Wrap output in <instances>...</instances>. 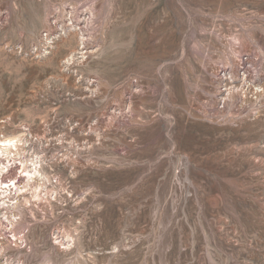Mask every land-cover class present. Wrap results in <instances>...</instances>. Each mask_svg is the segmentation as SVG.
Wrapping results in <instances>:
<instances>
[{
  "label": "rangeland",
  "instance_id": "1",
  "mask_svg": "<svg viewBox=\"0 0 264 264\" xmlns=\"http://www.w3.org/2000/svg\"><path fill=\"white\" fill-rule=\"evenodd\" d=\"M259 83L264 0H0V133L33 134L59 193L0 264H264Z\"/></svg>",
  "mask_w": 264,
  "mask_h": 264
},
{
  "label": "bare ground",
  "instance_id": "2",
  "mask_svg": "<svg viewBox=\"0 0 264 264\" xmlns=\"http://www.w3.org/2000/svg\"><path fill=\"white\" fill-rule=\"evenodd\" d=\"M71 19L73 18L71 17ZM47 21H50V20L47 19ZM81 21H84V20H81ZM89 21L90 20H88V22ZM78 25L79 24L77 22V24H75L72 28H70L71 25L63 26V31L65 32V34L72 33L73 31H76V28ZM85 28L80 27L77 29H79L78 36L80 35V40L82 41L81 44L84 45L83 49L88 50L90 49L88 48L89 38L87 36V33H86L87 30L85 31ZM67 29H68V32L66 31ZM62 36L59 37V40L62 38ZM51 44L57 45L56 42H53ZM51 48L54 50L56 46L55 47L52 46ZM77 55L78 53H75L72 56V59H68L67 62L75 64V57ZM85 55L91 56L90 53L87 51L85 53H82L81 58H84ZM231 61L233 62V60ZM235 71L236 70H234L233 72ZM230 74L232 75V73ZM237 75L240 76V78H242L239 71ZM225 76H226L225 80H228L227 75ZM235 76L236 75H232V78L233 79L236 78ZM88 85L89 87L87 88V90H90L92 94L96 93V90L92 89L94 82L89 81ZM255 87L259 88L257 92L260 93V95H263L264 83L255 84ZM238 89L239 88L237 86L228 88V90L225 93L221 94L222 95L221 100L227 103V101L232 100V99L234 100V98L239 97L240 92L237 91ZM18 130L20 131L17 132ZM18 130L15 131L13 134L11 133L10 135H7L5 132L0 133V166L5 164V162H7L8 164L12 166H16L18 169H22V172H20L19 174L20 178L17 176L12 178L11 183L6 184L4 187L5 188L4 190L3 189L0 190L1 196L4 197V199L2 200L1 208H2V213H4L3 214L4 219L6 220L9 227H11L16 240L17 241L25 240V242L28 244L27 249L28 248L32 249V244L27 242L26 236H23V235L21 236V234L24 233L23 229H21V227L24 226L23 209L25 208V210L29 211L30 208L28 207V205H30L29 203H31V205H34L32 204L33 199H37V201L35 202L36 205L37 203L42 204V202H47V200H49L51 196H53L54 193H56V195H59V193L58 191L55 190V184L53 180L50 179L46 173L47 171L45 170L46 159H47L46 155L41 156L39 153L35 151V143H34L33 134L30 131H28V133L26 134V132L23 129L18 128ZM36 140H38V138ZM57 183L59 184V186H61L60 182L57 181ZM49 186H53L51 191H49L48 189ZM27 193L31 195L30 199H26V196L28 195ZM44 193L46 194L47 198H44L42 196ZM55 234L57 235V237L53 239L54 247H57L60 250L62 249L71 250V247H76V248L78 247L77 233L64 230L63 232L58 231L57 233H54L53 235ZM77 249H79V247ZM21 254H18V255H21ZM31 255L34 256L33 252L31 253ZM45 255L46 254L41 255L42 264H45L46 262H49L50 264H56L55 260L52 257L48 258L49 256L47 257L46 255V258H44ZM78 255L79 257L81 256L80 253H78ZM22 259L23 257L20 258V260ZM84 261L85 259L81 257V258H78V260H76V262L72 264H83Z\"/></svg>",
  "mask_w": 264,
  "mask_h": 264
},
{
  "label": "built area",
  "instance_id": "3",
  "mask_svg": "<svg viewBox=\"0 0 264 264\" xmlns=\"http://www.w3.org/2000/svg\"><path fill=\"white\" fill-rule=\"evenodd\" d=\"M245 57H248V59H244L242 58L240 60L241 64H244L246 65V63L250 61V56H245ZM247 72V70L244 69V74ZM21 172V169H18L16 166H12L10 164H8L7 162H5V164L1 165L0 166V190L1 189H5V185L6 184H9L11 183V179L14 178V177H19V174ZM4 199L3 196H1V192H0V230L7 227L5 224H7L6 220L4 219V216L2 213V208H1V205H2V200ZM5 226V227H3ZM13 234V232H12Z\"/></svg>",
  "mask_w": 264,
  "mask_h": 264
}]
</instances>
